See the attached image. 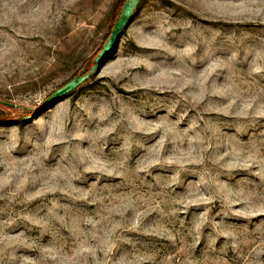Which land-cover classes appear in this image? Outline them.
Returning <instances> with one entry per match:
<instances>
[{
    "label": "rangeland",
    "instance_id": "374dc122",
    "mask_svg": "<svg viewBox=\"0 0 264 264\" xmlns=\"http://www.w3.org/2000/svg\"><path fill=\"white\" fill-rule=\"evenodd\" d=\"M0 0V264H264V0Z\"/></svg>",
    "mask_w": 264,
    "mask_h": 264
},
{
    "label": "water",
    "instance_id": "95a60500",
    "mask_svg": "<svg viewBox=\"0 0 264 264\" xmlns=\"http://www.w3.org/2000/svg\"><path fill=\"white\" fill-rule=\"evenodd\" d=\"M142 0H124L119 11L118 17L115 20L112 29L103 45L101 46L99 52L93 59V66L89 69L88 72L83 74H78L77 76L70 79L64 85L56 89L53 93H51L42 103L41 108H47L50 105H53L65 98L66 95L71 93L77 87H79L82 83L85 82L86 79L90 75H92L95 71H98L102 65L105 63L108 54L110 51L117 45L120 37L122 36V32L124 29H127L129 26L132 16L134 15L137 8L140 6ZM0 104L6 105L9 107H14L15 105L11 103H7L5 101L0 100Z\"/></svg>",
    "mask_w": 264,
    "mask_h": 264
},
{
    "label": "trees",
    "instance_id": "16d2710c",
    "mask_svg": "<svg viewBox=\"0 0 264 264\" xmlns=\"http://www.w3.org/2000/svg\"><path fill=\"white\" fill-rule=\"evenodd\" d=\"M123 1H124V0H117L116 3H115V5H114L113 11H112V19L110 20V21H111V25H110V28H109V31H108L106 37L104 38V40H103V42H102V45H103L104 41L106 40V38L108 37V35H109V33H110V30L112 29L113 24H114L115 20H116L117 17H118V14H119V11H120L121 6H122V4H123ZM135 12H136V11H135ZM134 15H135V13H134ZM134 15L132 16V18L134 17ZM131 20H132V19H131ZM124 31H125V29L123 30V32H124ZM123 32H122V34H123ZM102 45H101V46H102ZM101 46H100V48H101ZM100 48H99V50H100ZM99 50H98V52H99ZM96 55H97V54H96ZM94 58H95V57H94ZM92 66H93V61H92V63L90 64L89 69H90ZM73 91H74V90H73ZM73 91H72V92H73ZM72 92H71V93H72ZM71 93H69L68 95H66V97L70 96ZM0 100H1V99H0ZM0 108L10 109V108H12V107H9V106H6V105H2V104H0Z\"/></svg>",
    "mask_w": 264,
    "mask_h": 264
}]
</instances>
